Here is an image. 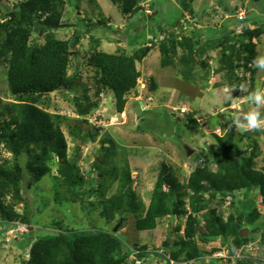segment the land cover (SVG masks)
Returning a JSON list of instances; mask_svg holds the SVG:
<instances>
[{"label":"trees","instance_id":"16d2710c","mask_svg":"<svg viewBox=\"0 0 264 264\" xmlns=\"http://www.w3.org/2000/svg\"><path fill=\"white\" fill-rule=\"evenodd\" d=\"M110 1L126 18L136 17L144 11V7L141 6L143 0ZM180 1L183 9L190 11L194 17L198 15V11L191 8V2ZM79 3V0H21L11 7L0 9V64H7V87L13 97L12 101L8 105H3V109L0 110V150L5 149L10 154V157H0V221L4 224L1 229L4 236L7 228L14 226L15 221L30 226L29 218L32 212L29 201L24 197L25 190L31 184L38 183L42 177L48 176L51 172L50 163L56 159V175L52 176L54 200L65 204L83 203L92 195V192H85L81 188L83 177L75 163L68 157V143L58 122L62 117L49 113L39 103L42 96L66 87L76 92L73 101L78 114L83 115L97 107V101L90 100L86 93L87 88L82 83L79 63L75 60L77 56L75 54L71 56L70 52L81 37L77 30L79 19L83 20V27H102L111 32L110 20L103 17L93 22L79 17L70 37L61 39L48 36L42 44L30 43L33 31L46 34L65 27L66 24L61 18L66 5L79 9ZM158 6L157 4L151 8L156 15L160 13ZM248 14L250 13L242 20L231 18L243 24L242 32L234 36L235 26L233 28L225 26L224 30L230 29L229 32L222 33L214 42L210 36L204 35L202 38L204 28L195 29L192 26L187 35L183 32H173L172 29L177 26L183 28L176 19L174 23L159 28V34L163 35L159 41L155 36L153 23L149 24V33L156 39H149V45L145 43L139 45L131 53H127L123 47H119L115 52L94 48L88 54V64L99 70L96 77L99 88L96 92L100 93V89H109L114 97L115 110L118 113L123 112L127 102L126 95L137 86L140 78L137 64L141 63L155 47L159 51L160 66H175L178 62L179 72L184 80L199 78L204 82L211 79L207 50H221L216 72L215 70L213 72L215 74L222 72L223 79L214 77L213 87L221 85L222 81L226 86L232 87L244 77H239L236 73L239 69L234 61L235 52L241 51L245 55V60L239 68L252 72L257 44L264 45V37L261 36L264 34V16L258 15L249 22ZM138 20L135 19L133 23H137ZM189 22L188 19L185 23L191 25ZM248 23L256 27L250 28ZM88 30L90 29L87 28L86 31ZM90 38L94 44L98 43L93 36ZM253 39L255 41H252ZM156 42L157 44H154ZM203 56L205 59L200 58ZM69 69H72V74ZM82 85L83 89L80 88ZM148 87L152 88L154 85ZM82 99L86 100L84 104ZM5 113L8 115L6 119L3 118ZM193 122L189 115L187 125L191 126ZM95 136L96 134H92V139ZM214 140L217 145L212 149L211 156L217 167L215 171L199 164L191 171L185 184L176 178L170 164L166 162L161 164L147 209L144 215L136 217V230L154 229L158 219L185 213L186 196L189 199L191 213L204 209L208 211L209 203L214 200L222 203L226 198H230L235 205L234 193L239 190L249 198L247 202H242L241 214L235 212L226 220H223L219 211L211 213L209 210L204 230L194 227L197 220L190 216L183 231L184 237L173 242L175 249L172 250L168 240L164 242L165 247L171 248L170 253L174 259H178L182 251L186 252V260L199 256L196 242L193 241L195 236L201 242H209L220 237L222 242H229V252L233 253L236 248L248 242L249 233L256 226H264V223H254L255 219L260 217V211L255 197L252 196V190H258L260 201L264 205V169L254 167L253 153L245 154L242 137L238 135L233 139L232 129L224 136L214 135ZM105 141L101 140L102 149L106 151L105 157H109L110 152L109 148L104 146ZM110 143L114 146L112 142ZM94 163L98 164L96 160ZM113 171H117V168ZM106 179H116L118 187L110 200L102 199L101 215L105 223L112 222L117 215L123 217L125 211L137 213L138 207L134 205L135 177L131 174L128 163L122 166L117 177L113 174ZM105 183L104 178L97 182L101 189L99 193L101 197L104 194ZM186 190L190 193L188 194ZM19 203L25 204V212L16 211L15 206ZM89 205L92 206V202H89ZM122 206L125 207L124 210H121ZM244 218L245 222L242 220ZM176 229L180 230L179 226ZM18 233L22 237L27 234L15 232ZM125 248H127L125 240L118 234L105 228H98L94 223L90 228L69 230L59 226L58 229L39 236L30 243L24 264H125L130 252L129 248L127 250ZM245 261L246 263H243ZM247 261L242 259L238 263L250 264ZM254 264H264V260L254 259Z\"/></svg>","mask_w":264,"mask_h":264},{"label":"rangeland","instance_id":"374dc122","mask_svg":"<svg viewBox=\"0 0 264 264\" xmlns=\"http://www.w3.org/2000/svg\"><path fill=\"white\" fill-rule=\"evenodd\" d=\"M19 1L21 0H2L0 9L4 10ZM79 1V9L66 5L61 18V21L66 24L65 27L52 30L46 34L33 31L30 43L42 44L48 36L61 39L70 37L79 17L93 22L103 17L110 20L111 32L102 27H87L90 30L86 31L87 28L83 27V20L79 19L77 30L81 37L70 52L71 56L74 54L77 56L75 60L79 63L82 83L87 88L86 93L90 100L97 101V107L90 109L83 115L78 114L73 101L76 92L74 89H66V87H61L42 96L39 103L49 113L62 117L58 122L68 141V157L75 163L79 174L83 177L81 188L85 192H92V195L86 198L83 203L56 202L53 197L52 176L56 175L57 159L51 162L50 174L42 177L38 183L31 184L24 193V197L31 206L30 226L22 227L19 222L15 221L14 226H12L14 233L8 235L9 240H7L6 235L4 236L1 230L4 224L0 221V264H24L30 243L35 238L58 229L59 226L69 230L90 228L93 223L96 227L112 231L125 240L127 246L125 250L128 248L130 250L125 264H144V260L139 259V255L150 250L153 254H147V258L145 257L149 261L159 257L157 253L160 254V252L170 256L171 248H166L164 242L168 240L172 250L175 249L172 244L175 240L184 237L183 231L190 216L197 220L194 227L197 226L204 230L209 210L211 213L219 211L223 220H226L230 214H235V212L241 214L243 212L241 204L243 201L247 202L249 197L243 195V191L239 190L234 193L235 205L230 198H226L222 203L214 200L209 203L208 211L204 209L200 212L191 213L188 205L189 199L186 196L184 197L185 213L167 215L157 220L154 229L138 231L135 228L136 217L144 215L147 209L158 171L163 162L170 164L176 178L185 184L191 171L199 164L201 167L206 165L210 170L215 171L217 167L212 162L211 156L212 149L217 145L214 135L224 136L229 129H232L233 139L237 138L238 135L242 137L241 142L244 144L245 154L252 155L253 153L254 167L260 170L264 169V127L259 130L243 132L237 129L232 119L240 112H247L256 108L254 104L249 102L248 95L258 89H264V71H260L252 65L254 70L247 72L244 68L240 69L239 66L236 73L239 77L241 75L244 77L241 78V82L230 87L233 89L232 99L225 102L223 89L226 84L222 81L221 85L213 87L215 83L212 77L216 72L218 59L222 54L221 50H207L211 79L204 82L199 78H194L193 81L184 80L179 72L180 65L178 62L175 63V66H160L159 51L155 47L141 63L137 64L140 70L138 84L126 95L127 102L124 110L118 113L115 110L113 94L109 89H100L102 93L96 92L99 88L96 82L99 70L88 64V54L94 48L105 52H115L119 47H123L130 53L138 44L147 43L144 39L149 38V24L151 23H153L157 38L160 36L163 38V35L158 32L160 27L174 23L177 19L179 22H183V28L177 26V28L172 29L173 32H183L187 35L192 26L195 29L206 27L203 32L212 34L210 39L214 42L222 33L229 32L230 29L224 30L225 26L233 28L235 25L241 24V22L231 20L235 16L225 19L226 14L235 15L238 8L244 6L246 15L250 13L248 20L252 22L256 16H264V0H185V2H191V8L197 10V14L201 15L200 17L198 15L194 17L190 11L183 9L180 0H146L144 11L136 17L130 16L128 18L123 16L110 0ZM157 4L160 8L158 15L151 9ZM210 4L212 5L210 6ZM135 19L141 21L138 20L132 25ZM188 19L191 25L185 23ZM221 20L224 21L221 22ZM130 26L134 27L131 28ZM248 26L250 28L256 27L251 23H248ZM145 29L147 31H144ZM240 32L241 28H237L234 36ZM91 36L98 40L97 44H94ZM261 36L263 38L264 34ZM130 38L133 39L134 43L129 42ZM161 38L159 40H162ZM201 40L203 41V39ZM207 46L206 43L205 47ZM258 46L259 44H257ZM263 48L259 46L256 58L264 56L263 53H260ZM200 58L205 59L204 56ZM69 72L72 74V69H69ZM6 74L7 64L1 63L0 99L2 104L0 110L3 109V105H8L13 99L7 87ZM214 76L223 79L222 72ZM151 84L154 87L149 88L148 86ZM194 86L195 89H193ZM241 87L246 88L247 92H243ZM80 88L83 89V85ZM85 102L86 100L82 99V103ZM136 106L141 109L139 115L136 113ZM178 107L184 108L189 113L181 115L182 112L177 111ZM258 110L263 117L264 107H260ZM189 115L194 121L191 126L187 125ZM3 118H8V115L5 113ZM96 130H98L97 133ZM92 134H96L94 139L91 137ZM102 139L106 140L105 148H109L110 153L109 157L106 156L107 158L104 155L105 149H102ZM255 144L257 146H254ZM187 148L191 149L190 154H187ZM2 156L10 157V154L5 149H1L0 157ZM95 160L98 164L94 163ZM126 163L130 167L131 174L135 177L134 205L138 207V212L133 214L125 211L123 217L117 215L112 222L105 223L101 215L102 199L110 200L118 187L116 179L106 178L113 174L117 177L119 170ZM114 168H117V171H113ZM100 178H104L106 182L102 197L99 194L101 189L97 184ZM187 190L186 192L189 194L190 191ZM94 191L97 192L93 194ZM252 196L255 197L254 200L260 211V217L255 219L254 223H264V205L260 201L258 190L253 189ZM89 202H92L93 205L90 206ZM124 208L122 206L121 210ZM15 209L19 213L25 212L26 206L19 203ZM120 219L121 222L114 231L113 229ZM242 220L243 222L246 221L245 218ZM9 224L11 223H6V225ZM177 226L180 230L176 229ZM15 232L27 234L22 237L20 233L15 234ZM159 234L162 235L160 241ZM263 238L264 226H256L249 233L248 242L230 253L229 242H221L220 237L209 242H201L195 236L193 241L196 242L199 256L194 260L197 264H239L238 262L244 259L248 260V263L254 264V259L262 258L264 260ZM255 245L258 250L252 251L250 248ZM185 256L186 252L182 251L176 260L185 263ZM150 262L147 264H152V261ZM158 264L160 263L158 262Z\"/></svg>","mask_w":264,"mask_h":264},{"label":"clouds","instance_id":"9594fccd","mask_svg":"<svg viewBox=\"0 0 264 264\" xmlns=\"http://www.w3.org/2000/svg\"><path fill=\"white\" fill-rule=\"evenodd\" d=\"M145 1L146 0H143L142 2H141V6L142 7H145ZM241 7H244V6H240L239 8H241ZM146 8H148L147 6H146ZM238 8V9H239ZM245 8V7H244ZM237 13H238V10L236 11V14L235 15H232V16H235L234 18L236 19V20H242V19H244V18H246V8H245V16L243 17V18H238L237 17ZM181 22V21H180ZM240 26H242L243 27V24L241 23V24H237L236 25V29L237 28H241V32H242V27H240ZM157 38V37H156ZM154 36H152V35H150V38H147L146 39V41L145 42H147L149 39H152V40H155L156 39ZM161 38V36L159 37V38H157L158 39V41H159V39ZM162 39V38H161ZM255 41V40H254ZM145 44H148L149 45V41L147 42V43H145ZM259 46L261 47V45L259 44ZM259 46L258 47H256V56H257V49H258V51H259ZM237 52V51H236ZM259 55V54H258ZM242 56L244 57V60H245V55H243V53H242ZM256 56H255V58H256ZM244 60H242L241 61V63L244 61ZM236 62V61H235ZM237 63V62H236ZM241 63H240V65H241ZM252 64H253V66L255 67V68H257L258 70H260V71H264V56H259V57H257L256 59H254L253 61H252ZM237 65V64H236ZM239 65V66H240ZM238 66V67H239ZM237 67V66H236ZM237 67V68H238ZM241 69H243V68H241ZM247 72H250V71H247ZM247 74V73H246ZM214 75H216V74H214ZM242 76V75H241ZM244 76V75H243ZM213 77V79H214V77L215 76H212ZM232 88H230V87H228V86H225V88L223 89V99H224V101L225 102H228V101H230L231 99H232ZM241 90L243 91V92H247V89L246 88H243V87H241ZM100 93H102V91L100 92ZM248 100H249V102H251L252 104H254L255 106H256V108H254V109H252V110H249V111H247V112H240V113H238V114H236L235 116H233L232 117V119H233V122H234V124L236 125V127H237V129H239L240 131H243V132H247V131H250V130H259V129H261L262 127H264V117H262V114H261V112L258 110L260 107H264V89H258V90H256V91H254V92H252V93H250L249 95H248ZM181 108L182 107H178L177 108V111H180L181 110ZM141 110V109H140ZM177 113V112H176ZM184 113V114H183ZM189 112L187 111L186 112V110L184 111V112H182L181 113V115L183 114V115H187ZM139 115V114H138ZM180 115V114H179ZM19 224H20V226H26L25 224H23V223H20L19 222ZM10 229H14V227H8L7 228V231H6V233H5V235H6V239L7 240H9V238L7 237L8 235H11L12 233H8V231L10 230ZM30 231V230H29ZM14 233V232H13ZM221 242H222V240H221ZM173 245V244H172ZM162 255V254H161ZM170 256H171V253H170ZM162 257H163V255H162ZM172 257V256H171ZM163 259V261H162V264H167V263H165V261H164V258H162ZM174 259V258H173ZM196 259V258H195ZM174 260H176V259H174ZM189 260V261H188ZM188 260H186L185 259V263H184V261H179V260H176L177 261V264H182L181 262H183L184 264H188V262H190V260L191 259H188Z\"/></svg>","mask_w":264,"mask_h":264},{"label":"crops","instance_id":"0c3cea01","mask_svg":"<svg viewBox=\"0 0 264 264\" xmlns=\"http://www.w3.org/2000/svg\"><path fill=\"white\" fill-rule=\"evenodd\" d=\"M157 3V2H156ZM212 4H210V6H211ZM209 6V7H210ZM212 8H213V6H212ZM204 10V9H203ZM181 11V10H180ZM232 16V14H226V18L225 19H228V18H230ZM259 16H261V15H259ZM200 17V16H199ZM224 19V20H225ZM224 20H221V22L222 21H224ZM221 22H220V24H221ZM134 23L132 22V25H133ZM132 27H134V26H131V28ZM136 28V27H135ZM206 28V27H205ZM204 28V29H205ZM234 28H236V25H235V27ZM144 29V28H143ZM203 29V30H204ZM135 31V30H134ZM144 31H147L146 29L144 30ZM235 31H236V29H235ZM216 34V33H215ZM148 35H149V38H150V34L148 33ZM202 35H205L206 37L208 36H210V37H212V34H207V33H202ZM147 39V38H146ZM146 39H144L145 41H146ZM129 42H131V43H134V41H133V39H131L130 38V40H129ZM143 44V43H142ZM137 46H139V44L137 45ZM261 47H264V45L263 44H261ZM214 50H216V49H214ZM212 51V50H211ZM128 52V51H127ZM132 52V51H131ZM130 52V53H131ZM129 53V52H128ZM150 53V52H149ZM260 53H263L264 54V48H263V51L262 52H260ZM192 81H193V79H191ZM196 87L194 86V88L193 89H195ZM68 142V141H67ZM144 231V230H143ZM147 231V230H146ZM162 238V235H160L159 234V241H160V239ZM167 248V247H166ZM143 249H146L145 247H143ZM147 250H149V249H147ZM171 252V251H170ZM156 253V252H155ZM147 254H153L152 252H151V250L149 251V252H147V253H145V252H142L139 256H140V258L139 259H143L144 261V264H147L148 262H150V261H152V264H158V262L160 263V264H162V261H163V257H162V255L161 254H159V253H157L158 255H159V257H156V259L155 258H152V259H150V261L149 260H147L146 258H147ZM146 257V258H145ZM160 257H162L161 259H159ZM195 259V258H194ZM194 259H191L190 260V262H188V264H197V262L194 260ZM197 259V258H196ZM189 261V260H188ZM151 263V262H150Z\"/></svg>","mask_w":264,"mask_h":264},{"label":"built area","instance_id":"2783aa9c","mask_svg":"<svg viewBox=\"0 0 264 264\" xmlns=\"http://www.w3.org/2000/svg\"><path fill=\"white\" fill-rule=\"evenodd\" d=\"M244 16H245V8H244V7H241V8L238 9L237 17H238V18H243ZM180 23L183 24V22H180ZM180 111H181V112H184L185 109H184V108H181ZM13 232H14V229H10V230L8 231V233H13ZM239 249H240V248H239ZM250 249H251L252 251H257V250H258V247L255 245V246L251 247ZM160 254L163 255V258H164L165 263H167V264H177V261L174 260L171 256L166 255V254H164V253H162V252H160ZM218 255H220V254H218Z\"/></svg>","mask_w":264,"mask_h":264},{"label":"water","instance_id":"95a60500","mask_svg":"<svg viewBox=\"0 0 264 264\" xmlns=\"http://www.w3.org/2000/svg\"><path fill=\"white\" fill-rule=\"evenodd\" d=\"M242 60H244V57L242 56V52L241 51H237V52H235V57H234V61H236L237 62V67L240 65V63H241V61ZM135 109H136V113L137 114H140V109H139V107H135ZM77 143V142H76ZM186 152H187V154H190L191 153V149H189V148H187L186 149ZM120 222H121V219H120V221L118 222V224L114 227V231L117 229V227H118V225L120 224Z\"/></svg>","mask_w":264,"mask_h":264}]
</instances>
